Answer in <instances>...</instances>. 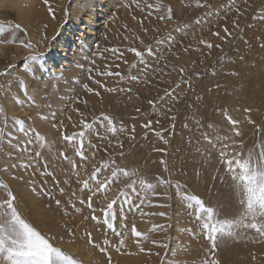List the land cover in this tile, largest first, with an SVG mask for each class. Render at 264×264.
<instances>
[{
    "label": "rangeland",
    "instance_id": "374dc122",
    "mask_svg": "<svg viewBox=\"0 0 264 264\" xmlns=\"http://www.w3.org/2000/svg\"><path fill=\"white\" fill-rule=\"evenodd\" d=\"M70 3L36 0L27 24L14 20L16 8H0L6 14L0 16V41H13L0 43V182L7 185L0 186V223L10 219L3 205L11 192L21 218L70 264L87 263L68 249L74 245L70 235L51 229L58 217L60 229L70 232L66 220L82 209L91 219L105 214L103 220L112 225L102 264H122L123 257L124 264H195L196 246L208 239L204 218L197 217L188 197L212 207L217 226L230 222L235 218L223 216L220 194L229 173L226 162L249 160L264 171V0H120L113 16L118 28L105 35L69 85L55 71L70 60L64 53H71L70 45L77 48L75 40L67 41L55 62L50 56L67 25ZM20 7L26 10L28 4ZM40 9L49 13V22ZM38 20L43 32L31 34ZM30 54L36 59H27ZM39 74L47 84L36 91ZM10 102L16 110H9ZM138 117L146 123H135ZM63 166L67 172L60 174ZM24 182L34 185L37 201L56 210L45 217L36 213L29 192H19ZM114 209L123 212L131 243L122 238L123 230H115ZM81 229L84 245L94 246L88 230ZM232 239L219 251L220 244L212 249L210 242L214 254L201 264H264L257 247L246 259ZM139 256L143 262L133 260ZM0 263L11 264L4 254Z\"/></svg>",
    "mask_w": 264,
    "mask_h": 264
},
{
    "label": "bare ground",
    "instance_id": "6f19581e",
    "mask_svg": "<svg viewBox=\"0 0 264 264\" xmlns=\"http://www.w3.org/2000/svg\"><path fill=\"white\" fill-rule=\"evenodd\" d=\"M35 1L36 0H0V8L1 7H8L11 9L16 8V10H15L16 14L13 17L14 20L20 21L23 24H27V20H28L27 16L29 15V13L35 11V10H33L35 7V6H33ZM119 1L120 0H71L70 7L68 9L69 19H68L67 25H65V27L63 26V28H61V30H60L61 32L59 34V37L57 39L55 38V40L53 41L52 47H51L53 52H52V55L50 56V59L53 62H55L58 58V54L61 55V52L66 51L67 41L72 40V39L75 40L74 45H77V48H74L73 45H70L69 50L71 51V53L70 52L69 53L66 52V54L64 53L66 60L67 59H70V60L65 61L66 63L63 61L62 65L60 67H58L55 71L56 75H58L57 78L59 77V79L63 80V82L65 84H69V85L71 84L70 82L73 80L75 74L79 71V69L82 67V65H84V63L86 61L90 60L93 52H95L97 49H99L98 47H99L100 43L102 42V39L105 37V35H107L111 31L114 32L116 30V28H118L119 24L117 22V18H113V16H116L115 14H118L117 13V11H118L117 6L119 5ZM25 3L28 4V8L26 10L25 9L22 10L23 8L20 6L25 4ZM40 14H42L44 17H46V19H48L47 22H49L50 16L48 15L49 13L45 11V9H40ZM0 16L5 17L6 14H2V12H0ZM8 16L9 15L7 13V17ZM40 21L41 20L36 21L35 30L34 31L30 30L31 34H35V33H41L42 34V32H43L42 25H41L42 22L40 23ZM52 25H54V24L52 23ZM75 28H76V31L74 30ZM78 28H82V29H80L81 32H79L77 30ZM82 30H83V32H82ZM74 32L76 35L79 36L78 39L76 37H73L74 35L72 36V34H74ZM81 38H82V40H81ZM40 63H42V62H40ZM45 65H46V63L39 64V68L41 67L42 69H44ZM62 67H64V68L62 69ZM39 71H41V69ZM74 80H75V78H74ZM46 81H47V78L45 76L43 77V75H41V74H39L37 77H35L34 78V86L36 87V91H41L42 88L44 89L43 86L45 84H47ZM32 82H33V80H32ZM54 88L56 91L57 88L56 87H54ZM62 88L64 89V87H62ZM52 89H53V87H52ZM55 91L53 89V92H55ZM50 92H52V91H50ZM57 92H59L62 95V93L60 92V89ZM35 94L37 95V92ZM58 100H59L58 101L59 103L63 102L62 99H60V98ZM16 109H17V106L14 103L10 102L9 110L14 111ZM131 112H133V111H131ZM127 114H129V113H127ZM137 120L138 121H135V123L138 122L139 125H142V121H144L146 123L145 117H143V118L138 117ZM42 125H43V123H42ZM40 128H41V125H40ZM48 128H50V127H48ZM53 129H52V131H53ZM210 157H214V156H210ZM72 160H73V158H72ZM65 171H66V169L63 166L60 168L59 172H60V174H62V173L64 174L67 172V171L66 172ZM188 171H190V170H188ZM223 172H225V171H223ZM236 172L237 173H235V172H229L227 174L225 173V176L223 177L224 179L222 178L224 181V184H225V186L221 187L222 193H220V194H222V196L225 195V200L223 202V214H224L223 216L226 217L227 220H229L230 217H232V218L234 217L235 220H232V221L229 220L230 222H226V223L224 221L223 222L219 221V222H222V224L224 223L225 227H224L223 232H217L216 233V241H217V244H220V247L216 245L217 249L216 248L215 249L221 250L220 248H223L225 245L224 242H227L228 240H230L232 238H236L234 242H237V243H233V244H235L233 246L236 247L240 256H242V257L244 256V258L249 259L251 257L248 254V251L253 252L254 250H250L253 247L258 248L259 251H257V252L259 254L264 253L263 252L264 251V243L257 245L258 242H261L262 239H264V236H262L255 229L247 227V225L252 223V222H256L258 224V226L264 227V218H262L260 216H256L255 218H253L250 214H246L245 203H244L245 197H244V191H243V184L239 180L240 172L239 171H236ZM25 173H27V172H25ZM36 175H38V174H36ZM21 176H23V175H21ZM33 177H35V176L33 175ZM234 177H235V179H234ZM25 180L27 181V179H25ZM62 180L63 179H61V182H62ZM29 182H31V179L29 180ZM29 182H24L25 187L20 188L19 192H26V191L29 192V195H31V203L34 205V207L36 209V213H39L40 215H42V217L43 216L45 217L48 213L55 211L56 207H54L53 205L50 208H46L44 206L43 199H41L40 201L36 200V197L34 196V194H32V190H31L34 186V185L31 186V183H33L34 181L31 183H29ZM219 182H220V180H219ZM26 183H27V185H26ZM16 187H18L17 184H16ZM191 189H192V187H191ZM193 189H195V188L193 187ZM36 191H38V189ZM75 193H76V196L78 197L80 195V190L77 189ZM205 196H206V194H205ZM194 207H193V209H195ZM178 211H180V210H178ZM114 212H117V215H115V221H116L115 222V227H116L115 230L117 229V231H119V229H121V232L123 230L124 233H123L122 238H126L127 242L131 243L130 231L125 229V226H123V224L121 223L122 219H124L122 216L123 212L120 209H118V210L114 209ZM86 214H87V212L84 209H82L80 211V213L75 215L76 217L73 216L72 218H70V220L69 219L66 220L67 223H65L66 226L65 225L64 226L70 228V232H68V233H66V231L60 229L61 227L59 225V222H57V219H59L58 217H57V219H55L51 230L54 232H59L60 234H62V232H65L64 235H70L69 239L70 238L73 239L72 241H73L74 245L68 244L67 245L68 249H70V251H72L77 256H79L87 264H102L103 261L101 259V256H102L101 251H104L103 250L104 242L107 239L108 235H110V227L108 226L110 223H109V221L107 223L104 222L105 220H103V217H105L104 216L105 214H103V213L97 214V215L95 213L96 219H93V218L91 219ZM176 214H178V213H176ZM181 214L182 213H180L178 215H181ZM107 215H108V213H107ZM181 218H182V216H181ZM178 220H179V218H178ZM176 223H177V220H176ZM177 224H179V226L182 225L181 222L177 223ZM82 227L85 228L86 230H88V233L93 238L92 241L94 242V246H85L82 239H80L84 236V235L82 236V234L80 233V230H79ZM71 228L73 231L71 230ZM183 228L185 229V227H183ZM142 229L144 230V228H142ZM81 231H83V230L81 229ZM182 231H183V229H182ZM188 231H187V234H188ZM106 233H108V234L106 235ZM111 236L113 237L112 234H111ZM58 237H60V236H58ZM176 238H175V241H176ZM204 239H205V237H204ZM232 240H234V239H232ZM232 240H230L228 242V244H231ZM216 241H215V243H216ZM203 242L204 241H202L201 243H203ZM210 242H212V241L207 240L206 242H204L203 245L200 244V246H196L195 253H194L195 254L194 255L195 264H201L202 261H204V259H207L208 256L210 255V254L208 255V253H211V252L213 253V250L211 251L209 249V246L212 245V244H210ZM194 243H196V242H194ZM194 245H196V244H194ZM197 245H199V244H197ZM211 248L213 249V246ZM208 249L210 252L208 251ZM104 252H106V251H104ZM218 253H217V255H218ZM213 254H212V257H213ZM247 255H249L248 256L249 258L247 257ZM89 257H91V258H89ZM89 259H91V260L89 261ZM118 260L122 264L128 263L127 262L128 259H125L124 257L121 259H118ZM133 260L134 261H142V257L139 256ZM100 261H101V263H100ZM129 261H132V260H129ZM142 262H140V263H142ZM190 262H191V260H190ZM0 264H2V263H0Z\"/></svg>",
    "mask_w": 264,
    "mask_h": 264
},
{
    "label": "snow or ice",
    "instance_id": "6c2138e0",
    "mask_svg": "<svg viewBox=\"0 0 264 264\" xmlns=\"http://www.w3.org/2000/svg\"><path fill=\"white\" fill-rule=\"evenodd\" d=\"M47 3L48 0H45V4ZM49 13H52L50 7ZM12 42L11 40L0 41V43ZM19 43L25 47L32 46L30 43L25 44L24 41H19ZM132 51L136 52L137 56L141 55L135 49ZM27 59L35 60L36 56L30 54ZM116 75H119V73ZM232 123L235 125L237 122L233 120ZM84 127H88V125L85 124ZM66 139L71 140L72 137H66ZM226 163L229 166L227 169L229 172L237 170L240 172L239 180L243 184L246 214H250L253 218L256 216L264 218V171L252 166L249 160L236 158L234 165L232 160H228ZM0 186L7 188V185L2 182H0ZM148 187L151 188L152 185H148ZM7 195L8 199L4 201L3 206H6L9 210L10 219L0 223V254H4L5 259L10 261L11 264H70L68 258L63 255L59 248L54 247L48 239L21 218L16 208L13 207L14 197L12 193L8 192ZM188 199L195 202L197 217L204 218L202 227L206 230L207 239L212 241V246L215 247L216 233L223 232L225 225L220 224L218 227L216 223H213L214 210L212 207H206L196 196H190ZM112 207V203L107 206L108 210H111ZM93 219H96V217L94 216ZM105 222L107 223V221ZM108 226L112 227L111 224ZM247 227L255 229L264 236V227L258 226L256 222L248 224ZM132 232L136 237L141 236V233L136 231L135 227H133ZM212 264H216V262L212 261Z\"/></svg>",
    "mask_w": 264,
    "mask_h": 264
}]
</instances>
